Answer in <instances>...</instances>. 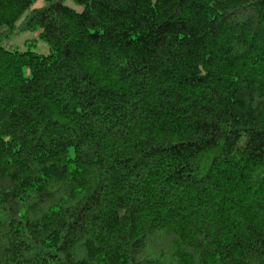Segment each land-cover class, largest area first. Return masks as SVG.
I'll list each match as a JSON object with an SVG mask.
<instances>
[{"label": "trees", "instance_id": "1", "mask_svg": "<svg viewBox=\"0 0 264 264\" xmlns=\"http://www.w3.org/2000/svg\"><path fill=\"white\" fill-rule=\"evenodd\" d=\"M66 1L0 0V264H264V0Z\"/></svg>", "mask_w": 264, "mask_h": 264}, {"label": "rangeland", "instance_id": "2", "mask_svg": "<svg viewBox=\"0 0 264 264\" xmlns=\"http://www.w3.org/2000/svg\"><path fill=\"white\" fill-rule=\"evenodd\" d=\"M42 2H37L36 6H42ZM66 5L80 11L72 0H67ZM20 24V21H19ZM1 46L6 50L13 51H31L40 55H47L49 53L47 45L38 38V33L17 30V32L10 38L1 42Z\"/></svg>", "mask_w": 264, "mask_h": 264}]
</instances>
